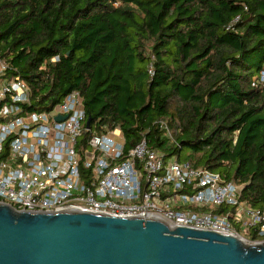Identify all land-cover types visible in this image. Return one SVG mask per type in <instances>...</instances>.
<instances>
[{
	"label": "trees",
	"instance_id": "obj_1",
	"mask_svg": "<svg viewBox=\"0 0 264 264\" xmlns=\"http://www.w3.org/2000/svg\"><path fill=\"white\" fill-rule=\"evenodd\" d=\"M0 54L33 109L78 90L100 132L187 148L264 209V0H0Z\"/></svg>",
	"mask_w": 264,
	"mask_h": 264
},
{
	"label": "built area",
	"instance_id": "obj_2",
	"mask_svg": "<svg viewBox=\"0 0 264 264\" xmlns=\"http://www.w3.org/2000/svg\"><path fill=\"white\" fill-rule=\"evenodd\" d=\"M9 71L0 54V201L30 211L158 218L242 238L250 232L264 243V209L243 198L244 184L191 160L168 161L145 136L126 148L119 127L87 125L78 90L33 109L31 88ZM256 83L264 86V71ZM156 124L175 141L167 119Z\"/></svg>",
	"mask_w": 264,
	"mask_h": 264
},
{
	"label": "water",
	"instance_id": "obj_3",
	"mask_svg": "<svg viewBox=\"0 0 264 264\" xmlns=\"http://www.w3.org/2000/svg\"><path fill=\"white\" fill-rule=\"evenodd\" d=\"M243 239L158 218L30 211L0 201V264H264V243Z\"/></svg>",
	"mask_w": 264,
	"mask_h": 264
},
{
	"label": "rangeland",
	"instance_id": "obj_4",
	"mask_svg": "<svg viewBox=\"0 0 264 264\" xmlns=\"http://www.w3.org/2000/svg\"><path fill=\"white\" fill-rule=\"evenodd\" d=\"M188 152H190V150L189 149H187V148H184L183 150H182V153H181V155H182V159L180 160V161H185V160H183L184 158V156H185V154H187ZM179 157L177 156V155H175V156H171V157H168L167 158V160L168 161H175L176 159H178ZM242 234H245V232H242ZM244 239H245V241L247 242V243H252L253 241H251V240H249V239H247L246 237H243Z\"/></svg>",
	"mask_w": 264,
	"mask_h": 264
},
{
	"label": "bare ground",
	"instance_id": "obj_5",
	"mask_svg": "<svg viewBox=\"0 0 264 264\" xmlns=\"http://www.w3.org/2000/svg\"><path fill=\"white\" fill-rule=\"evenodd\" d=\"M243 239V238H242ZM244 240V239H243Z\"/></svg>",
	"mask_w": 264,
	"mask_h": 264
}]
</instances>
